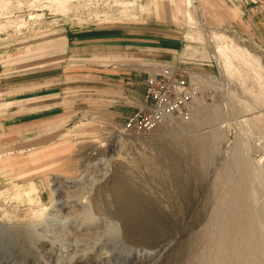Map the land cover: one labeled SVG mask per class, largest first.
<instances>
[{"label": "rangeland", "instance_id": "obj_1", "mask_svg": "<svg viewBox=\"0 0 264 264\" xmlns=\"http://www.w3.org/2000/svg\"><path fill=\"white\" fill-rule=\"evenodd\" d=\"M51 1L0 0L1 66L42 51L66 32L140 21L156 14L157 4L169 16L178 9L177 54L211 61L220 85L198 105L205 112L198 125L192 126L198 117L171 119L141 135L121 134V127L95 119L53 133L44 127L23 132L10 129L0 115V259L115 262L109 243L119 239L121 222L114 191L125 182L149 200L141 207L154 212L147 211L151 242L131 245L141 251L134 264H210L221 253L222 233L242 225L254 233L258 264H264V0H69L62 8ZM166 58L167 63L171 56ZM202 138L214 144L209 156L194 151ZM7 228L30 230L33 244L10 251ZM245 252L249 262L252 250Z\"/></svg>", "mask_w": 264, "mask_h": 264}, {"label": "crops", "instance_id": "obj_2", "mask_svg": "<svg viewBox=\"0 0 264 264\" xmlns=\"http://www.w3.org/2000/svg\"><path fill=\"white\" fill-rule=\"evenodd\" d=\"M155 8L140 21L66 32L42 51L0 65L3 122L23 132L44 127L53 133L92 119L121 127L146 106L148 75L181 47L173 25L178 9L169 16Z\"/></svg>", "mask_w": 264, "mask_h": 264}, {"label": "bare ground", "instance_id": "obj_3", "mask_svg": "<svg viewBox=\"0 0 264 264\" xmlns=\"http://www.w3.org/2000/svg\"><path fill=\"white\" fill-rule=\"evenodd\" d=\"M69 0H52L51 2H54L59 6V8H62L65 3ZM43 15V14H41ZM38 17H41L40 15H37ZM35 16V17H37ZM31 19H35L32 18ZM30 20V18H29ZM188 22H192L191 15L188 13L187 17ZM215 60L219 59V55H215ZM204 111L201 110H196L195 113L193 114L191 119H195L192 126H195L196 124L198 125L200 121L202 122L204 120ZM195 117V118H194ZM161 126V125H160ZM166 128V126L164 125ZM163 127V128H164ZM158 129V128H157ZM213 136V135H212ZM196 140V139H195ZM211 139H201L197 142L194 143V151L197 155L200 157H205L208 155L209 151H211L212 147V141ZM231 141V140H230ZM216 146V145H215ZM228 146V145H227ZM187 147V146H186ZM185 150V148L183 147ZM216 149V148H215ZM168 151V150H167ZM187 151V150H186ZM214 153V152H213ZM195 155V156H197ZM209 156V155H208ZM173 161V160H172ZM239 161V160H238ZM155 162V161H154ZM174 163V162H173ZM176 163V162H175ZM157 165V164H156ZM165 166V165H164ZM173 166V165H172ZM176 166V165H175ZM233 166V165H232ZM234 168V166H233ZM241 168V167H240ZM227 170V169H226ZM232 172V169H230ZM240 171V170H239ZM242 171V170H241ZM234 172V171H233ZM224 173V172H223ZM222 173V175H223ZM227 174V173H225ZM229 174V172H228ZM227 174V175H228ZM231 174V173H230ZM235 174V173H234ZM243 174V173H242ZM241 174V175H242ZM245 174V172H244ZM236 175V174H235ZM226 176V175H225ZM232 176V175H231ZM224 177V175H223ZM227 177V176H226ZM244 177V176H243ZM241 178V177H240ZM175 179V178H174ZM223 179V178H222ZM235 179V178H234ZM232 179V180H234ZM247 179V178H246ZM226 180V179H225ZM230 180V179H229ZM121 181V180H120ZM126 181V180H124ZM230 182V181H229ZM228 182V183H229ZM119 183V182H118ZM125 183V182H124ZM124 183H119L117 184L116 190L114 191L115 198H116V203H117V210L115 213L117 214L118 218L120 219V229H119V239L115 242V245L110 244L109 249H113L112 253H117L116 255L117 258H115V262L111 264H134L139 260L138 258L140 257V250L133 251L134 248L132 246H140L144 245L146 242H151L150 240L152 237L149 235V232L147 231L148 224L152 223V220H149L147 215L148 212H153L149 207L147 209L142 208L141 206L143 205H149L147 199H145L144 196L142 195H137L136 192H133L132 190H129L127 186H125ZM129 184V183H128ZM176 185V184H175ZM132 186V185H131ZM135 186V185H133ZM238 186V185H237ZM178 187V186H177ZM234 187V186H233ZM112 188V187H111ZM136 188V186H135ZM170 188V187H169ZM180 188V187H179ZM31 189H36V187H31ZM132 189V188H131ZM139 189V188H138ZM137 189V191H138ZM225 189V188H224ZM230 189V188H229ZM232 189V188H231ZM234 190V189H233ZM39 191V190H38ZM135 191V190H134ZM220 193V192H219ZM230 193V192H229ZM234 193V191H233ZM241 193V192H240ZM143 194V193H142ZM238 194V193H237ZM246 194V193H245ZM222 195V194H221ZM234 195V194H233ZM237 197V195H235ZM235 196L234 199H235ZM228 197V196H227ZM243 197V196H242ZM113 198V197H112ZM229 198V197H228ZM226 199V198H225ZM241 204H244V201L242 198L239 199ZM69 201V200H68ZM175 203V202H174ZM173 203V204H174ZM239 203V202H238ZM168 204V203H167ZM218 205V203L216 202ZM235 205V204H234ZM233 205V206H234ZM239 205V204H238ZM174 206V205H173ZM225 206V205H224ZM236 206V205H235ZM242 206V205H241ZM156 207V206H155ZM214 208V206H212ZM222 207V206H220ZM230 207V205H229ZM228 207V208H229ZM238 206H236L237 208ZM240 207V206H239ZM247 207V206H246ZM31 208V207H30ZM215 209V208H214ZM238 209V208H237ZM241 209V208H240ZM36 210V208H35ZM145 210V211H143ZM244 210V209H243ZM226 211V210H225ZM250 212V211H249ZM261 212V211H260ZM232 213V212H231ZM235 213V212H234ZM254 213V212H253ZM256 213V211H255ZM163 214V213H162ZM244 214V213H242ZM249 213H247L248 215ZM263 214V213H262ZM260 215V213H259ZM178 216V215H177ZM232 218L235 216L233 213L229 215ZM239 216V215H238ZM246 216V215H245ZM255 216V215H254ZM258 216V215H257ZM237 218V217H236ZM235 218V219H236ZM234 219V220H235ZM230 220V221H231ZM240 220V218H239ZM237 221V219H236ZM242 221V220H241ZM235 222V221H233ZM243 222V221H242ZM157 223L160 224L159 221ZM239 223V222H238ZM246 223V221H245ZM250 223V222H249ZM156 224V223H155ZM157 224V227H160L161 225ZM232 224V223H231ZM230 224V225H231ZM90 224L88 223L87 226ZM225 225V224H224ZM240 226V225H239ZM251 226V225H250ZM212 227V226H211ZM223 226L222 228H224ZM16 228H7V233L5 235L4 240L9 242L10 244V251L15 247V246H20L27 248L30 244H33L32 241V235L30 230L26 231L17 229ZM159 229V228H158ZM221 229V228H220ZM251 229V228H250ZM208 230V229H207ZM230 230V229H228ZM255 230V229H254ZM257 230V229H256ZM202 231V230H201ZM211 231V230H210ZM224 231V230H223ZM233 231V229H232ZM224 232L222 233V243H221V253H219L216 256H212L210 259V264H258V251L255 242H253L251 239H253V234L252 231L249 230L248 227L245 225L240 226V228H237L234 230V232ZM204 233V232H203ZM214 233V232H213ZM220 233V232H219ZM256 234V233H255ZM260 234V233H258ZM261 235V234H260ZM156 236V235H153ZM208 236V235H207ZM210 236V235H209ZM208 236V237H209ZM220 236V235H219ZM248 236L249 242L248 243H242L241 242V237H246ZM158 237V236H157ZM155 237V238H157ZM211 237V236H210ZM262 237V236H261ZM158 239V238H157ZM155 239V240H157ZM257 239V238H255ZM262 239V238H261ZM208 240V239H207ZM212 241V239H211ZM245 242V241H244ZM262 243V242H261ZM76 244V243H75ZM126 244V245H125ZM259 244V242H258ZM116 245L122 246V250L119 252V250L115 249ZM14 246V247H13ZM130 246V247H129ZM148 246V245H147ZM153 248L156 246L151 245ZM218 246V245H217ZM113 247V248H112ZM245 248L251 249L252 250V255L250 257L249 262L244 261V252ZM165 249V248H164ZM163 249V250H164ZM8 250V249H7ZM161 250V251H163ZM214 251V250H213ZM157 252V251H156ZM220 252V251H219ZM114 253V254H115ZM122 253V254H120ZM144 252L141 253L143 255ZM203 254V253H202ZM246 254V252H245ZM153 255V254H152ZM263 255V254H262ZM107 256V255H106ZM115 257V256H114ZM199 257V256H198ZM261 257V256H260ZM263 257V256H262ZM7 257H3L0 259V264H18V262L15 259H6ZM210 258V257H209ZM111 261V260H110ZM109 263V262H108Z\"/></svg>", "mask_w": 264, "mask_h": 264}, {"label": "built area", "instance_id": "obj_4", "mask_svg": "<svg viewBox=\"0 0 264 264\" xmlns=\"http://www.w3.org/2000/svg\"><path fill=\"white\" fill-rule=\"evenodd\" d=\"M126 7L131 9L134 6ZM212 70L211 61L176 54L148 75L144 96L146 106L126 119L120 133L147 134L171 119L190 120L201 102L209 101L217 94L220 76Z\"/></svg>", "mask_w": 264, "mask_h": 264}]
</instances>
